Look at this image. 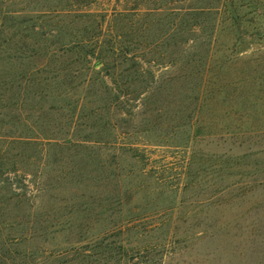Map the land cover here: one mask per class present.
I'll use <instances>...</instances> for the list:
<instances>
[{"label":"rangeland","instance_id":"374dc122","mask_svg":"<svg viewBox=\"0 0 264 264\" xmlns=\"http://www.w3.org/2000/svg\"><path fill=\"white\" fill-rule=\"evenodd\" d=\"M232 2L248 26L238 37ZM5 3L44 24V36L63 31L90 50L136 57L141 76L126 92L132 64L118 58L122 90L111 93L102 64L61 40L9 42L0 57V179H9L0 224L14 223L12 235L38 251L86 247L100 254L94 264H264V0ZM237 52L247 63L232 64ZM188 58L195 83L210 67L221 87L193 125L195 104L172 98L169 82L180 84ZM233 81L245 99L235 106L221 100ZM149 82L154 97L144 104L138 93Z\"/></svg>","mask_w":264,"mask_h":264},{"label":"trees","instance_id":"16d2710c","mask_svg":"<svg viewBox=\"0 0 264 264\" xmlns=\"http://www.w3.org/2000/svg\"><path fill=\"white\" fill-rule=\"evenodd\" d=\"M221 8H225V10H229V3L225 2L224 4L221 5ZM232 18H230V21L232 23V28L237 34V37L239 35V31L242 29H248V26L245 25L242 21H244L240 15H239V5L237 3L232 2ZM238 6V8H237ZM220 8V9H221ZM221 9V10H223ZM213 8H208V9H202L201 12H212ZM10 9L8 5L5 3V0H0V57L3 59H8L7 53L9 47V42L15 38L16 35H22V37H25L24 34L29 35L32 39L35 40V43L38 44L39 40L47 41L48 39L52 38H57L61 40L62 44L66 46L67 48L73 50L77 49V52L81 57L84 58V60H88V58H95L98 63L102 64V68L104 71H106L107 76H112L114 79L112 81V84H114V87H109L108 82L105 80L104 77H102L101 81L102 84L110 90L112 93L113 91L117 90H122V85L119 84V82L116 81L117 75L122 76L123 72H120V74H117L116 69L117 67L119 68L120 65H114L116 60L121 59V63H131L132 69H128L126 71L127 75L126 77L129 79V81H126V84L124 85L127 88V91H130L131 88L134 85H137L140 74H139V68L136 67L138 65L137 63V58L127 55L125 52H120L117 57H115L114 52H110L106 50L103 46H99L98 48H94L93 50L89 49V45L87 43H73V37L72 34L67 33V32H61V31H51L47 36L45 35V29H44V24H39L35 23L34 19L35 18H26L20 15H13L10 13ZM230 12V11H229ZM231 13V12H230ZM190 27H195L196 24L194 25L191 24L189 25ZM13 35L8 38L6 35L8 33H12ZM241 32V31H240ZM39 38V39H38ZM190 38H188L187 43L190 42ZM22 42H25L24 39H21V41H18V44H22ZM83 42V40H82ZM40 44V43H39ZM238 43L237 41L235 42V46H237ZM238 50V49H237ZM242 54V52L240 53ZM238 52L235 53L232 57V64L238 62L242 63H247L246 57L241 56ZM213 57V56H211ZM250 59H252L250 57ZM192 62L191 58H188L186 63L181 66V69L184 71V75L178 78L177 81H180V84L176 83V79L172 78L170 79V86L171 90L173 91V94H171L172 98H176L178 94L184 95V100L189 103V105L195 104L193 108L194 116H193V124L199 123V116L202 114L207 109H210L213 107L211 103H214L215 100H218L219 94H221V88L220 86L216 87L214 86V82H212V73H211V68L207 67L203 71V75L201 77V82L200 83H195L193 81V76L195 73L193 72H188L187 66ZM137 78V79H136ZM242 77L241 80H243ZM262 80L264 81V74L261 75ZM238 81V80H237ZM237 81L232 82V96L230 94H226L225 96L222 97V102L226 103L228 101H232V106H235L238 104L239 99H243L244 97H240L239 91L240 89L233 85H237ZM142 84L143 91L141 90L139 94V97L142 96L143 94H147L144 99V104H148L151 99L154 97L153 90L151 91V88H153L152 83H147L145 85ZM157 84V83H154ZM141 86V85H140ZM161 88H156V92L160 91ZM134 90V89H133ZM178 90V91H177ZM243 94V93H241ZM130 96V93H129ZM134 98V97H133ZM142 99V101H143ZM116 102H118L120 99V96L116 94L115 99ZM138 101L137 99H125L124 102H128L127 104H130V101ZM247 100V99H246ZM123 102V103H124ZM122 103V102H121ZM186 108H189V105L187 103L185 104ZM132 105H130V108ZM187 108V109H188ZM127 114H131L130 109L126 112ZM194 122V123H193ZM105 132L104 129H101L98 131V136L103 134ZM96 142H103L100 137L96 139ZM136 150V149H134ZM7 150L4 147L0 148V178L2 175L5 173L2 172V167L4 165L3 161L5 158ZM9 179H0V184L1 183H6L8 182ZM3 198H0V201H2ZM7 231V234H6ZM13 232H15V224H9V225H3L0 224V264H94L93 258L95 256L100 257V254H89L86 251L85 248H75L72 249L70 252L69 251H63L60 253L54 254V252L48 253L47 251H38V247H35L34 245L29 246L28 241L31 240V238H26L21 236H15L12 235ZM80 249L81 250L80 252ZM73 252V254H71ZM101 258H98L99 260ZM98 262V261H97ZM97 264H100L99 262Z\"/></svg>","mask_w":264,"mask_h":264}]
</instances>
